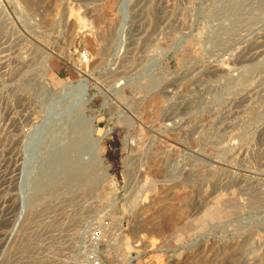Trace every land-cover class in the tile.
I'll list each match as a JSON object with an SVG mask.
<instances>
[{
    "label": "rangeland",
    "instance_id": "1",
    "mask_svg": "<svg viewBox=\"0 0 264 264\" xmlns=\"http://www.w3.org/2000/svg\"><path fill=\"white\" fill-rule=\"evenodd\" d=\"M134 257L264 264V0H0V264Z\"/></svg>",
    "mask_w": 264,
    "mask_h": 264
},
{
    "label": "bare ground",
    "instance_id": "2",
    "mask_svg": "<svg viewBox=\"0 0 264 264\" xmlns=\"http://www.w3.org/2000/svg\"><path fill=\"white\" fill-rule=\"evenodd\" d=\"M85 92V91H84ZM83 96V95H82ZM95 145H97V142H95ZM134 258H131L129 260H124L121 264H131Z\"/></svg>",
    "mask_w": 264,
    "mask_h": 264
},
{
    "label": "built area",
    "instance_id": "3",
    "mask_svg": "<svg viewBox=\"0 0 264 264\" xmlns=\"http://www.w3.org/2000/svg\"><path fill=\"white\" fill-rule=\"evenodd\" d=\"M136 260H138L137 257H134V260L132 261L131 264H133ZM94 264H99V263H94Z\"/></svg>",
    "mask_w": 264,
    "mask_h": 264
}]
</instances>
